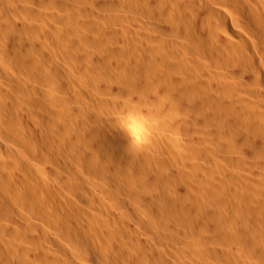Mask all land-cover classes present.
I'll return each instance as SVG.
<instances>
[{"label": "bare ground", "instance_id": "1", "mask_svg": "<svg viewBox=\"0 0 264 264\" xmlns=\"http://www.w3.org/2000/svg\"><path fill=\"white\" fill-rule=\"evenodd\" d=\"M263 154L264 0H0V264L264 261Z\"/></svg>", "mask_w": 264, "mask_h": 264}, {"label": "rangeland", "instance_id": "2", "mask_svg": "<svg viewBox=\"0 0 264 264\" xmlns=\"http://www.w3.org/2000/svg\"><path fill=\"white\" fill-rule=\"evenodd\" d=\"M88 9H90L89 11H92L93 14L96 13V14H94L95 16L98 14V17H100V16H99V13H100V14L102 13V11H101V12H100V11H97V10H99V9H97L96 7H95V8L92 7V8H88ZM91 9H96V12H94V10H91ZM117 9H118V7H117L115 10H113L114 13L117 11L116 14H118L117 16H119V18H118L117 16H115V17H116L115 23H119V22H120L119 20H120V17H121V16L119 15V14L121 13V12H119V11H121V10L118 9V10H119V11H118ZM89 11L87 12L88 14H89ZM84 13H85V12H84ZM84 13H83V12H80L81 15H80L79 17H80L81 19L84 18L83 16H85V15H87L86 17H88V18L93 17V16H92V15H93L92 13H90V15H89L90 17L88 16L87 13H86V14H84ZM105 13H109V14H111L110 10H109V12H105ZM105 13H104V14H105ZM112 13H113V12H112ZM82 14H84V15L82 16ZM91 14H92V15H91ZM116 14H115V15H116ZM95 16H94V17H95ZM88 18H84L83 20H86V19H88ZM96 18H97V16H96ZM96 18H91V19H96ZM100 18H101V17H100ZM100 18H99V19H100ZM96 20H98V19H96ZM96 20H94V21L96 22ZM86 21H88V23H89L88 25H90V23H91V22H90V19H89V20H86ZM91 21H92V23H91L90 27L93 26V23H95V22H93V20H91ZM100 21H101V20H100ZM97 23H98V21H97ZM99 23H100V22H99ZM86 25H87V24H86ZM86 25H85L84 27H85L86 29H88V30H84V32H85V31L89 32L88 34H89L90 36H88V34H87V37L90 38V37H91V34H93V36H94L96 33L94 32L95 30L93 31V29H92V30L89 29V26H86ZM117 25H118V24H117ZM117 25H115V26L118 27ZM85 28H84V29H85ZM81 30H82V32H83V29H82V28H81ZM90 32H91V33H90ZM85 33H86V32H85ZM85 33H83V35H86ZM70 34H73V33H70ZM96 36H97V35H95V37H96ZM67 37H68V38H72L73 36L70 37V35H69V36H67ZM91 38H92V37H91ZM107 38L110 39V37H108V36H107ZM109 41H110V40H109ZM88 45L91 46L90 43H89ZM47 46H48V45H47ZM84 46H87V44L85 43ZM89 46H88V47H89ZM92 48H93V46L90 47V49H92ZM47 49L49 50L48 47H47ZM90 49H89V50H88V49L86 50V47L84 48V50H85L86 52H87V51L90 52V51H91ZM95 49H96V51H97V47H96V48H93L92 51L95 52ZM98 49H99V48H98ZM50 50H51V51H52V50L55 51L54 48H52V49L50 48ZM53 51H52V52H53ZM56 51H57V50H56ZM56 51H55V52H56ZM52 52H50V53L52 54ZM55 52H54V54H56ZM89 52H88V53H89ZM98 52H101V51L98 50V51L95 52V53L98 54ZM57 53H58V51H57ZM89 54H90V53H89ZM92 54H93V53H92ZM112 58H113V61H115V62L117 61L118 63L120 62V61L118 60V56H117V55L112 56ZM90 70H91V71L88 70V72H87V76H88V75H90V76H88V77L86 76V77H87L86 80H87V81H91V82L94 81V83H95V82H98L99 78H98V79H95V77H96V78L99 77L98 73L95 74V73L97 72L96 69H94L95 72H93L94 70H92V69H90ZM90 72H92V73H90ZM99 74H100V73H99ZM92 79H93V81H92ZM91 82H90V84H92ZM87 83H88V82H87ZM118 96H122V95L118 94ZM85 97H88V99L85 98L86 103H89V104H90V105H88V104H87V105H88V106H91V105H92L91 107H88L89 109L92 108L91 110L94 109V110H96V111H101L100 108H98L97 106H95V103L92 102L93 100H91V99L89 98V96H85ZM89 99H90V100H89ZM119 99H120V98L118 97V100H119ZM121 99H122V97H121ZM94 106H95V107H94ZM88 108H87V109H88ZM89 109H88V110H89ZM99 109H100V110H99ZM118 109H119V108H118ZM119 110H121V109H119ZM122 111H124V110H122ZM122 111H121V112H122ZM103 112H104V111H103ZM124 112H125V111H124ZM128 113L133 115V116L131 115V116H132L131 118L136 119V118H134V117H136V115H135L134 112H130V111H128ZM128 113L126 112V114H125V113H123V114L126 115V116L128 117V120H130V119H129L130 115H128ZM101 114H103V116H101V117L106 116V113H101ZM104 114H105V115H104ZM118 115H121V114H118ZM124 115H123V116H124ZM134 115H135V116H134ZM154 116H155L156 119L158 118V117H156V115H154ZM160 117H161V119H162V116H159V118H160ZM137 118H138V117H137ZM152 118H153V117H150L151 120H154V119H152ZM163 118H164V117H163ZM156 119H155V120H156ZM126 120H127V119H126ZM126 120H125V121H126ZM131 120H132V119H131ZM131 120H130V121H131ZM137 120H138V119H137ZM159 120H160V119H158L157 121H159ZM121 121H123V119H122ZM125 121H124V122H125ZM133 121H135V120H133ZM133 121H131V122H133ZM88 122H90V120H89ZM124 122H123V123H124ZM135 122H137V124H138V121H135ZM135 122H134V123H135ZM91 123H92V122H91ZM91 123H90V124H91ZM134 123H133V124H134ZM149 123H151V122H149ZM92 124H95V123H92ZM96 125H97V122H96ZM97 126H100V125H97ZM118 126H120L119 123H118ZM135 126H136V125H135ZM99 128L105 130V129H106V126H105V128H101V127H99ZM156 135H160V134H156ZM156 138H157V136L155 137V135H153V139L156 140V141H155L156 143L154 144V146L156 145L155 148H157V144L160 143L157 149H158L159 151L162 150V151L166 154L165 157L168 159V162L170 163L173 159H175V160H177V166L180 165V161H179L178 158L176 157L177 155L174 154V153H175V152H174L175 150L173 149L174 151L172 150V151L170 152V150H169L170 148L168 149V148H165V147H164V146H166L165 142L167 143V141L162 139L163 141H162V140H161V141L164 142V143H162L161 141L158 142L160 139L157 141V139H158L159 137H158L157 139H156ZM173 141H174V140H173ZM175 141L178 142L176 139H175ZM182 142H183V141H182ZM161 143H162V144H161ZM178 143H180V141H179ZM163 144H165V145H163ZM154 146H153V144H152V145H151V148L153 149ZM161 146L163 147V149H162ZM159 148H160V149H159ZM167 149H168V150H167ZM164 150H165V151H164ZM152 152H153V151H152ZM173 152H174V153H173ZM167 153H169V155H168ZM238 154H239V153H238ZM240 155H241V154H240ZM263 155H264V154H263ZM168 156H169V158H168ZM171 158H172V159H171ZM262 158H264V156L262 157V155H261L260 159L264 161V159H262ZM169 159H170V160H169ZM173 161H174V160H173ZM174 162H176V161H174ZM251 162H252V161H251ZM233 163H235V162H233ZM170 164H171L172 166H173V164L176 165V163H173V164L170 163ZM236 164L240 165L238 162H237ZM241 164H243V163H241ZM243 165H244V164H243ZM243 165H242L241 167L245 169V172H248V173L250 172L249 174H245V175H247V176H248V175H249V176H254L253 174L251 175V171H252V172H254V170L259 171L258 167H257V168L255 167V169H254V167L250 166V165H253L252 163H250V165L248 164L249 166L244 165V166H246V167H249V169L246 168V167H243ZM230 166H232V167L234 168V167H236L237 165L233 166V165L230 164ZM253 166H254V165H253ZM178 167H180V166H178ZM232 167H231V168H232ZM241 167H239V168H241ZM251 167L253 168L252 170H250ZM261 167L263 168L264 166H261ZM261 167H259V168H261ZM231 170H233V169H231ZM234 170H235V168H234ZM241 170L243 171V169H240V171H238V172L235 171V172H236V173H239V172L242 173ZM260 170H261V169H260ZM263 170H264V169H263ZM233 172H234V171H233ZM235 172H234V174H235ZM243 172H244V171H243ZM260 172H261V171H260ZM262 172H263V171H262ZM262 172H261V173H262ZM254 173H256V172H254ZM243 174H244V173H243ZM243 174H242V175H243ZM236 175H240V174H236ZM242 175H241V176H242ZM260 175H261V176H260ZM260 175H258V176L261 177V178L263 179L264 176L262 177V175H264V173H263V174H260ZM249 176H248V177H249ZM174 177H175V179H174L173 177H171V178H173V180H178L176 176H174ZM254 177H255V178H253L254 180L252 179V177H250V178L252 179V182H251V183H254V184H255L256 180H258V179H256L257 176H254ZM255 179H256V180H255ZM259 179H260V178H259ZM262 179H261V180H262ZM261 180H259V181L261 182ZM178 181H179V180H178ZM254 181H255V182H254ZM263 181H264V180H263ZM222 182H223V181H222ZM222 182H221L220 184H221L222 188L225 189V191H224L223 189H222V191L226 192V190H228L227 194H228V193H232V190H233L234 188L231 189V187H228V186H230L231 184H230V185H229L228 183L226 184L225 182H227V181H224L223 183H222ZM257 182H258V181H257ZM176 183L178 184V183H180V182H177V181H176ZM224 183H225V184H224ZM173 184H174L175 186L177 185V184H175L174 182H173ZM256 184H257V183H256ZM258 184H259V183H258ZM180 185H181L180 188L182 189V188H183V187H182V186H183L182 184H178L177 186H180ZM260 185H261V186H259V187H257V188H258V189H259V188H262L263 191H261V192L258 193V194H261L262 192H264V187H263L264 185H263V186H262V184H260ZM254 186H257V185H254ZM254 186H253L252 188L255 189L256 187H254ZM225 187H226V188L228 187V189H226ZM232 187H234V186H232ZM254 189H251V190H253V192L255 193V195H254L253 198H257V197H255V196H256V191H259V190H256V189L254 190ZM191 190H192V189H190V192H191ZM239 190H240V191H239ZM193 191H194V190H193ZM237 192H240V193H241V189L238 188ZM193 193H194V192H193ZM190 194H192V193H190ZM194 194H195V193H194ZM237 197H241V196L239 195V196H237ZM240 199H241V198H239V200H240ZM236 200H238V199L236 198V199L233 200V202H234V203H233L234 207L241 206L240 204H242V200L244 201L245 199H242V200H240L239 202H237ZM243 203H245V202H243ZM238 204H239V205H238ZM242 205H243V204H242ZM244 205H245V204H244ZM242 207H243V206H242ZM239 208H240V207H239ZM240 218H241V219H240ZM240 218H238V220H241V223H240V221H239V222H236V225H237L238 223H239L241 226H242V225H245V222H243L245 219H243L242 217H240ZM246 219H247V217H246ZM248 219H249V218H248ZM248 219H247V221H246V222H248V223H246V225H245V226H247V227H246V228H245V226L241 227L242 229L245 228V229H246L245 231H248V233L246 232V233H247V239L251 238V240H252V239L254 238L252 241H250V239H249V240H248V243L251 244V242L254 241L253 244H255V242H257V244H260V243L264 242V232H263L264 230H263V231H260V230H262V229L257 228V226H258V224H259L258 222L256 223V227H255V226H254L255 224H253V222L255 223V221H249ZM238 220H236V221H238ZM251 220H252V219H251ZM228 221H229V223H228L229 226H230V223H232V225H233V222H235L233 219H228ZM230 221H233V222H230ZM239 224H238V225H239ZM252 224H253V225H252ZM236 225H234V226H236ZM238 227H240V226H238ZM258 227H259V226H258ZM256 228H257V229H256ZM247 229H248V230H247ZM249 232H251V233H249ZM262 232H263V233H262ZM253 233H254L255 236L253 235ZM206 234H208V233H206ZM249 234H250V235H249ZM256 234H257V235H256ZM251 235H252L253 238L251 237ZM245 236H246V235H245ZM248 237H249V238H248ZM255 238H257V239H255ZM262 239H263V240H262ZM238 241H239L238 243H240V244H238L237 241H236V244L238 245V247H236V246H237L236 244H235V245H231V247H232L233 250H235V248H236V249H243V248H247V246L249 247V245H248L247 242H246L247 244H243L244 242L242 243V241H240V240H238ZM261 241H262V242H261ZM258 242H259V243H258ZM234 243H235V242H234ZM242 244H243V245H242ZM241 245H242V246L247 245V246L242 247ZM255 245H256V244H255ZM255 245H253V247H254ZM262 245H263L262 247H261L260 245H257V247H258V248L260 247L259 249H262V248H264V244H262ZM241 247H242V248H241ZM251 247H252V246H251ZM253 247H252V248H253ZM252 248L250 249L251 251L253 250ZM248 249H249V248H248ZM256 249H257V248H255L254 250H256ZM244 250H245V249H244ZM254 250H253V251H254ZM245 251H246V250H245ZM247 251H248V250H247ZM248 252H250V251H248ZM250 254H251V253H249V255H250ZM252 254H254V253H252ZM256 254H257V253H256ZM256 254H255V255H256ZM258 255H259V254H258ZM258 255H256V256H258ZM247 256H248V255H247ZM256 256H253V255H252V256H251V255L248 256V259L245 260L246 262H244V263H249V262H251L250 264H264V263H263L264 261H261V262H260V259H261V258H260V259H259V257L256 258ZM259 256H260V255H259ZM251 258H253V259H251ZM254 258H256V259H254ZM262 259H263V258H262ZM248 260H250V261H248ZM252 260H253V261H252Z\"/></svg>", "mask_w": 264, "mask_h": 264}]
</instances>
